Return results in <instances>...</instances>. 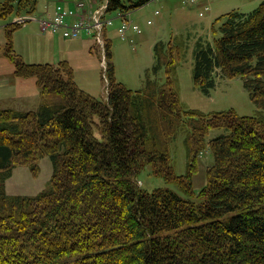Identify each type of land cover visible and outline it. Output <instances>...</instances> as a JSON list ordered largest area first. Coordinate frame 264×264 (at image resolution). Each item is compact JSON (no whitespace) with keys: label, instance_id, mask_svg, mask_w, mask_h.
Wrapping results in <instances>:
<instances>
[{"label":"trees","instance_id":"1","mask_svg":"<svg viewBox=\"0 0 264 264\" xmlns=\"http://www.w3.org/2000/svg\"><path fill=\"white\" fill-rule=\"evenodd\" d=\"M16 1L35 12L36 0H4L0 19ZM149 1L108 0L107 13ZM217 24V40L196 43L194 85L209 95L217 72L243 78L259 109L254 116L186 109L177 81L182 48L173 42L159 41L153 50L151 72L164 70L166 78L147 75L137 91L116 80L112 44L105 42L108 99L100 101L80 89L67 62L26 64L12 49L19 27L7 30L5 55L17 77L36 79L43 102L37 111L0 109V264H264V2ZM215 129L226 133L209 142L214 164L200 203L139 186L151 164L155 175L194 198L198 159ZM180 133L188 160L182 176L171 154ZM45 157L53 168L50 188L9 196L15 161L37 172Z\"/></svg>","mask_w":264,"mask_h":264},{"label":"rangeland","instance_id":"2","mask_svg":"<svg viewBox=\"0 0 264 264\" xmlns=\"http://www.w3.org/2000/svg\"><path fill=\"white\" fill-rule=\"evenodd\" d=\"M35 12L32 4H20L7 17L0 19V109H15L19 111H37L43 100L41 88L35 78H20L15 74L12 60L5 56L7 48V30L18 28L12 34V49L26 64H51L58 67L60 62H67L73 69L77 85L100 101H107L108 82L106 79L105 52L95 39V31L91 22L92 12L104 0H77L75 9L77 18L85 27L75 41H63L57 36L43 33L40 24L36 21L21 23L14 22L18 17L32 16L40 19L52 17L49 12L54 8L65 5L62 0H36ZM182 1V4L180 3ZM151 0L144 8L134 11L107 13L104 42L112 44L113 64L116 80L127 88L137 91L144 87L147 75L152 80L162 81L166 78L164 70L157 76L151 68L153 57L152 43L156 40L173 42L181 46L182 55L177 68V81L182 105L186 109L198 110L203 113L235 111L239 116H254L258 113V106L252 102L249 91L241 77L225 78L220 72L216 74V86L209 95L197 89L193 82L194 52L196 42L200 37L213 43L219 37L213 30L218 29L216 19L228 14L233 9L249 13L257 8L264 0H211L209 10L205 11L196 6L186 7L185 0ZM4 0H0V6ZM82 7H80V4ZM171 3L176 9L166 8ZM188 5V4H187ZM61 6V7H63ZM147 6V7H146ZM64 9H68L63 7ZM17 9L19 12H17ZM48 9V10H47ZM46 10L48 11L47 13ZM70 10V9H68ZM159 12V14H156ZM204 13V15H200ZM178 14H185L192 22H205L208 29L191 32L177 19ZM111 23H107V21ZM129 26H138L141 30L134 35L132 31L121 32L123 22ZM151 21V22H149ZM131 22V23H130ZM22 26V27H21ZM119 28V29H118ZM117 29L119 34H117ZM193 31V30H192ZM143 32V33H142ZM53 33V32H52ZM142 33V34H141ZM179 36L168 41L173 34ZM199 33V35H197ZM207 41H201L207 43ZM200 42V41H199ZM155 46V45H154ZM178 56V55H177ZM178 59V58H177ZM98 119V117H96ZM96 119V120H97ZM100 127V126H99ZM226 131L215 129L207 136V149L198 159V167L193 177L194 198L188 197L174 183H169L163 177L155 175L153 167L148 164L138 176V184L148 192L157 189H166L179 196L192 199L200 203L198 193L207 183V171L214 164L209 142ZM96 136L103 139L102 130L98 128ZM185 134L180 133L177 140L171 144L172 162L176 175H186L188 160L185 147ZM15 161L11 168V176L6 181V192L9 196L34 197L50 188L53 168L48 157L39 160L37 172L31 170L24 162ZM24 163V164H22Z\"/></svg>","mask_w":264,"mask_h":264},{"label":"built area","instance_id":"3","mask_svg":"<svg viewBox=\"0 0 264 264\" xmlns=\"http://www.w3.org/2000/svg\"><path fill=\"white\" fill-rule=\"evenodd\" d=\"M184 2L191 6V4H195L197 0H185ZM82 4L83 3L80 4V7H82ZM106 14L107 2L105 1L104 4L93 11L91 15V22L95 31V38L102 48L104 46L103 32L106 28V21L104 20ZM76 15V10H68L59 6L56 8V11L52 17L40 20L32 16L17 17L14 22L21 24L36 21L40 24L42 32H53L56 34L60 33L67 39H77L80 37L81 32L85 27L83 26L84 23L82 22V24ZM107 23H111V21L109 20ZM130 28L136 32L141 31L138 26H129V23L124 21L121 27V32L125 33Z\"/></svg>","mask_w":264,"mask_h":264},{"label":"crops","instance_id":"4","mask_svg":"<svg viewBox=\"0 0 264 264\" xmlns=\"http://www.w3.org/2000/svg\"><path fill=\"white\" fill-rule=\"evenodd\" d=\"M87 1H90V0H87ZM180 1V0H179ZM209 1H211V0H197V2L195 3V4H191V6L190 5H187V4H185L184 6H186V7H192V6H196L197 5V7H199V8H201V9H204L205 11H208L209 10V7H208V5H209ZM62 2H64V6L63 5H61V6H63V7H65V8H68V9H70V10H74L75 9V5H76V2H77V0H62ZM151 2V1H150ZM180 3H181V5H183L182 4V1H180ZM148 4V3H147ZM147 4H145V5H147ZM145 5L144 6H142V7H140V8H144L145 7ZM100 6V5H99ZM98 6V7H99ZM97 7V8H98ZM147 7V6H146ZM176 7V6H175ZM174 6H173V4H171V3H169L168 4V6L166 7V8H168L169 10H170V13L172 12V10L173 9H176ZM97 8H95V9H97ZM139 9V8H138ZM48 10V9H47ZM46 10V12L45 13H47L48 11ZM137 10V9H136ZM233 10H237V11H239V8L238 9H233ZM233 10H231V11H233ZM55 11H56V8H54V10L52 11V12H49V14H46V15H52L53 16V14L55 13ZM134 11V10H133ZM230 11V12H231ZM132 12V11H131ZM229 13V12H228ZM156 14H159V12H156ZM227 14V13H226ZM200 15H204V13H200ZM225 15V14H224ZM223 16V15H222ZM177 19H178V21H179V23H182V24H184V25H187L186 27L188 28V29H190L191 28V32H196V30H201V29H203V31L205 30V29H208V26L205 24V22H198V23H196V22H192V20L190 21V20H188V17L185 15V14H178L177 15ZM218 19V18H217ZM216 19V20H217ZM149 22H151V21H149ZM131 23V22H130ZM22 27V26H21ZM20 28V27H19ZM119 29V28H118ZM118 29H117V34H119V32H118ZM193 30V31H192ZM209 30V29H208ZM129 31H132L133 32V34L134 35H136L137 33L134 31V30H132V28H130L128 31H127V33L129 32ZM43 33H48V34H50V35H54V36H57L58 38H60L61 40L63 39V41L65 40V41H75L74 39H67V38H65L62 34H60V33H58V34H56V33H52V32H43ZM143 33V32H142ZM141 33V34H142ZM138 35V34H137ZM197 35H199V33H197ZM179 35L177 34V33H175V34H173L172 36H171V38L168 40V41H170L172 38H176V37H178ZM77 40V39H76ZM159 41H163V40H156V41H153V43H152V48H153V50H154V45H156V43L157 42H159ZM199 41H207V40H205V39H203L202 37H200V39H198V41L197 42H199ZM164 42H166V41H164ZM196 42V43H197ZM207 42H209V41H207ZM6 56V55H5ZM153 57H154V52H153ZM152 57V58H153ZM61 63V62H60ZM154 64V63H153Z\"/></svg>","mask_w":264,"mask_h":264}]
</instances>
